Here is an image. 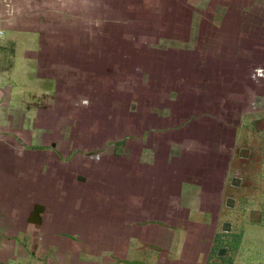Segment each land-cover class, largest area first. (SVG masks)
I'll use <instances>...</instances> for the list:
<instances>
[{
    "label": "crops",
    "instance_id": "obj_1",
    "mask_svg": "<svg viewBox=\"0 0 264 264\" xmlns=\"http://www.w3.org/2000/svg\"><path fill=\"white\" fill-rule=\"evenodd\" d=\"M63 9L62 0H0V264H215L225 252L213 250L219 242L215 235L220 229L226 233L221 212L235 195H226L228 187L210 186L215 173L195 172L203 177L199 187L187 171L199 153L229 145L226 136L211 138L209 132L243 128L242 116L216 124L190 117L167 127L159 121L140 125L134 165L115 162L123 157L129 135L107 141L111 153L78 154L65 135L59 137L65 128L60 115L66 114L67 84L89 81L96 90L98 77L110 70L98 67L104 59L96 53L84 64L87 45L76 42V27V32L64 28ZM236 28L245 36L254 33L243 25ZM251 38L239 42L245 54L233 56L239 73L250 56L253 61ZM223 45H218L220 54ZM209 64L207 77L202 72L197 80L210 79L217 65ZM98 92L109 103L107 94ZM228 98L236 107L243 100L237 92ZM147 112L159 117V110ZM180 131L204 133L201 139L176 140ZM204 138L206 151L200 147ZM147 147L151 163L164 156L169 170L165 164L144 170ZM240 151L234 150V156L241 157Z\"/></svg>",
    "mask_w": 264,
    "mask_h": 264
},
{
    "label": "rangeland",
    "instance_id": "obj_2",
    "mask_svg": "<svg viewBox=\"0 0 264 264\" xmlns=\"http://www.w3.org/2000/svg\"><path fill=\"white\" fill-rule=\"evenodd\" d=\"M62 1L66 17L61 23L67 31H77L76 42L87 45L88 50L82 52L86 55L84 64L88 65L89 55L96 53L104 59L102 64H107L98 67L110 71L98 77L96 90L89 81L67 84L66 114L60 115L65 128L59 130V137L65 135L69 148L90 156L96 150L111 153L107 141L129 135L123 157L114 158L122 165L124 161H134V165L140 125L159 121L163 122L161 127H167L170 121L183 122L190 117L194 122L198 118V122L216 124L242 116L243 128L209 132L211 138L226 136L229 145L199 153L187 172L193 174L199 187L203 177L195 172L215 173L209 178L210 186L228 187L226 195H235L236 200H228L229 207L221 212L227 222L223 229L231 233L220 229L215 235L214 242L225 246V252L221 251L224 256L215 264H250L252 260L264 264V0H127L125 7H119L121 0ZM242 25L254 33L245 30V36L233 30ZM249 38L254 43L248 53L253 61L250 56L239 73L233 56L245 54L244 44L239 42L248 43ZM220 43L225 45L222 54ZM209 56L217 57L208 60ZM211 61L217 67L209 71L210 79L197 80L202 72L206 76L204 67L211 69ZM101 89L109 103L101 98ZM234 92L243 96L237 107L228 98ZM148 110H159V117ZM203 133L180 131L175 139H201ZM205 142L206 138L200 147L206 151ZM239 147L242 156L235 157L234 150ZM148 150L142 149L144 170L153 172L156 165L159 170L163 164L169 170L170 162L162 160L164 156L157 164L151 163ZM218 154L221 160L225 155L224 163L218 161ZM86 160L90 159H82ZM219 246L215 244L213 250L219 252Z\"/></svg>",
    "mask_w": 264,
    "mask_h": 264
},
{
    "label": "flooded vegetation",
    "instance_id": "obj_3",
    "mask_svg": "<svg viewBox=\"0 0 264 264\" xmlns=\"http://www.w3.org/2000/svg\"><path fill=\"white\" fill-rule=\"evenodd\" d=\"M230 231V230H229ZM228 230L226 232H229ZM218 246H219V242H217ZM221 249H225V246H219ZM224 255V254H223Z\"/></svg>",
    "mask_w": 264,
    "mask_h": 264
}]
</instances>
